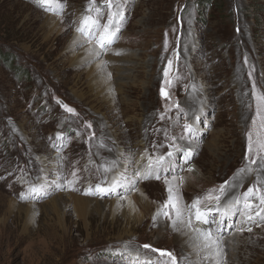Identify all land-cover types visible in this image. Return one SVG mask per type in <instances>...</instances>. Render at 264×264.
Returning a JSON list of instances; mask_svg holds the SVG:
<instances>
[{
  "label": "rangeland",
  "instance_id": "rangeland-1",
  "mask_svg": "<svg viewBox=\"0 0 264 264\" xmlns=\"http://www.w3.org/2000/svg\"><path fill=\"white\" fill-rule=\"evenodd\" d=\"M63 3L58 15L39 0H0V264L168 259L144 249L145 244L172 252L182 264L175 235L159 233L169 221L160 216L154 222L152 217L168 198L165 178L181 203L191 204L219 189L244 165L246 132L254 115L253 85L264 91V0H131L119 39L99 57L105 66H115L108 71L116 88L109 105L94 100L87 75L63 56L76 33L72 21L86 0ZM42 14L60 19V30L50 37ZM162 87L167 97L161 96ZM250 101L251 110L246 108ZM194 121L197 131L188 136L184 125ZM182 135L185 139H178ZM172 143L193 150L186 164L198 172L189 171L182 151H175L169 172L159 180H138L125 193L128 186L116 176L126 161L146 164L147 156L174 150ZM112 161L116 167L105 171ZM112 179H120L122 187L96 192L97 184L107 188ZM255 180V173L242 176V183L235 181L237 187L221 202L246 192ZM41 184L46 195L29 193ZM256 187L264 190V185ZM90 188L95 194H85ZM136 190L151 203L148 213L140 204L131 212L133 207H117L112 201L121 194L133 199ZM59 196L58 212L54 200ZM74 196L91 204L80 208ZM10 200L20 207L9 208ZM252 202L253 211L264 208L255 197ZM241 219L233 215L222 226L224 243L234 244L230 260L223 245L226 264H264V223L241 224ZM241 227L245 230L237 231Z\"/></svg>",
  "mask_w": 264,
  "mask_h": 264
},
{
  "label": "snow or ice",
  "instance_id": "snow-or-ice-1",
  "mask_svg": "<svg viewBox=\"0 0 264 264\" xmlns=\"http://www.w3.org/2000/svg\"><path fill=\"white\" fill-rule=\"evenodd\" d=\"M131 0H86L83 11L79 16L72 21V26L75 27L77 36L73 40V45L83 47L84 44L89 45L86 49V56L95 60L101 57L106 52L110 51L123 30L125 21L127 20L126 12ZM39 4L45 7L46 10L54 11L55 14H61L65 7L63 0H39ZM167 46V41H166ZM120 55L119 51L114 53ZM172 61L169 60V65ZM103 70L104 64L98 65ZM111 74L109 73V76ZM165 76H168V69H165ZM171 84V81H169ZM264 87V86H262ZM247 95V93H245ZM161 96L167 97L168 94L161 88ZM252 101H254V115L251 119V125L246 132L247 145L244 154V165L237 170L230 180H226L220 185L219 189H211L204 197H196L191 204H182L180 198L175 193L172 181L165 178L164 183L167 186L168 198L161 205L156 214L153 215V221H157L158 217L163 216L170 222L172 230L178 233L185 239L182 240V264H226L224 260L225 250L223 247V239L221 236L222 226L225 223V218H230L233 215L242 217L241 224L254 223L256 226L264 223V208L260 211H253L254 205L252 198L255 197L260 205H264V190L256 187V185H264V91H261L255 84L252 90ZM66 111L73 112V109L68 108ZM246 108L251 110L253 103L250 101ZM169 109H165L168 111ZM160 119H164V114L160 115ZM199 117H197V121ZM160 131V129H157ZM165 134L167 136V131ZM196 122L185 123L184 132L188 136H194L196 133ZM59 138V136H58ZM170 141L174 138L168 136ZM178 139L183 140L185 136H180ZM155 147H163V145H154ZM172 149L160 155H149L146 157L147 163L142 161H132L129 159L124 166L123 171L118 172L117 176L122 177L128 187L127 191L133 190L138 180L152 179L159 180L161 175L169 172L170 167L175 165L173 159L175 151H182L185 158V163L193 155L192 149L184 150L183 147H176L175 143L171 145ZM133 163L138 165L132 168ZM117 165V161H112L110 166L105 168V171H111ZM253 165L256 167L254 168ZM132 168L131 176L128 175L129 169ZM181 170L182 167H181ZM192 171L191 168L188 169ZM256 174V180L246 192L238 196L231 197L227 203H222V197L226 196L231 188L237 187L235 181L240 180L242 176L246 177ZM75 176V173H73ZM173 179H176L175 171H172ZM180 182L183 183L181 176ZM68 183H72L68 181ZM122 187L120 179H116L109 187H101L96 185V192L107 194ZM30 194H47V187L44 184L33 186L29 189ZM85 194H95L90 188ZM22 199L26 198L23 194ZM123 198V194H121ZM209 201L215 203L210 205ZM215 213V214H214ZM234 226V225H233ZM243 227L237 231L243 232ZM252 231L251 227L246 229ZM144 249H151L152 252H159L160 257H167V260L153 261L151 258L143 260V264H177V256L172 252L151 248L150 245H143ZM135 259H139L137 256Z\"/></svg>",
  "mask_w": 264,
  "mask_h": 264
},
{
  "label": "bare ground",
  "instance_id": "bare-ground-1",
  "mask_svg": "<svg viewBox=\"0 0 264 264\" xmlns=\"http://www.w3.org/2000/svg\"><path fill=\"white\" fill-rule=\"evenodd\" d=\"M44 17V27L47 30V37H50L51 32H54L56 30H60L59 27V23H60V19H58V17L54 16V15H49V14H42ZM77 36V33H73L72 38L67 42V44L65 45V50L66 52L63 54V56L65 57L64 59L69 63V65L79 68L80 71H84V73L87 75L88 77V85L91 87L92 90H94V95H96V98H94V100L97 103L103 104V101L106 102V104H111L114 100V89H116L113 85V82L110 81V76L108 74L109 70H112V66L113 64H110L108 66H105L104 60H102L103 58H101V60L99 58L95 59V60H91L86 56V49L89 47V45L85 44L83 45V47L80 46H75L73 45V40L74 38ZM58 38V37H57ZM55 42V41H54ZM64 52V51H63ZM108 57V56H107ZM119 57V56H118ZM105 58V57H104ZM111 58V57H110ZM113 58V57H112ZM112 60V59H111ZM115 61H120L118 58H115ZM104 64L103 70H101V68L98 67V65L100 64ZM113 63V62H111ZM118 65V64H117ZM82 67V68H81ZM113 69L115 70V66H113ZM118 68H116L117 70ZM78 72V71H77ZM121 90V89H120ZM91 91V90H90ZM80 92V91H79ZM102 94V95H101ZM97 95H101L100 97H98ZM79 96L82 97V99L85 97V94H80ZM102 106V105H101ZM112 108V106H111ZM100 110V108H99ZM108 125V124H107ZM107 129H111V127H108ZM112 132V131H111ZM116 131L114 130L112 133L114 134ZM128 150V149H127ZM127 156V155H126ZM44 161L46 162L47 157L46 156H42L41 157ZM55 158V157H54ZM185 159V158H184ZM146 160V159H145ZM144 160V162H145ZM138 161H141V159H138ZM55 161H53V159L51 158L50 161V166L54 167ZM127 162V161H126ZM147 162V161H146ZM185 163V162H184ZM124 165V164H123ZM187 165L186 167L189 166V168L192 169L193 173H197L198 171L196 170V168L193 167V165H188V164H184ZM135 167H138V165L135 164ZM122 171V170H121ZM198 176V175H197ZM118 177V176H116ZM115 181V179L111 180V183H113ZM188 179H187V183H188ZM190 183V182H189ZM233 191V190H232ZM135 198L131 199V198H127V197H119V198H115L114 200V204L117 207H120L121 205L124 206H129V207H133V210L131 212L137 211L138 209V204H140L142 206V209H144V211L146 213L149 212L150 207H151V203L148 202V200L140 194L139 190H136L135 192ZM176 193V192H175ZM233 193V192H232ZM234 194L229 193V196L231 197ZM60 197L63 196H59V198H56L54 200V206L55 208L58 210V212L60 211L59 207V203L57 202L58 199H60ZM75 197V196H74ZM77 200L76 205H81L80 208H82V205L87 207L91 204V200L89 199H85V198H79V197H75ZM18 204H16L13 200H10L9 202V208L12 206H17ZM96 206H100L99 202L96 201L95 203ZM30 206V205H28ZM18 207H20V205H18ZM153 207V206H152ZM15 208V207H14ZM28 208V207H27ZM59 208V209H58ZM20 210V209H19ZM26 212V211H25ZM32 212V211H31ZM10 213V212H9ZM30 214V213H29ZM79 215H81V212H78ZM29 216V215H28ZM135 216V215H134ZM250 224V223H249ZM166 227L161 226V228L159 229V233L161 234H165V233H169L172 232L175 237L177 242L181 245L182 247V240H184L185 238L180 236L178 233L174 232L170 226V222H168V224H166ZM226 244L227 246V251H228V259H231L232 254L230 252H233V245L232 243H224L223 240V245ZM238 244V243H237ZM239 248L241 249L243 247V244H239L238 245ZM238 251V250H237ZM228 261V260H227ZM236 260L234 259L233 262H235ZM238 262V261H237ZM236 263V262H235Z\"/></svg>",
  "mask_w": 264,
  "mask_h": 264
},
{
  "label": "trees",
  "instance_id": "trees-1",
  "mask_svg": "<svg viewBox=\"0 0 264 264\" xmlns=\"http://www.w3.org/2000/svg\"><path fill=\"white\" fill-rule=\"evenodd\" d=\"M201 1H207V0H201Z\"/></svg>",
  "mask_w": 264,
  "mask_h": 264
}]
</instances>
